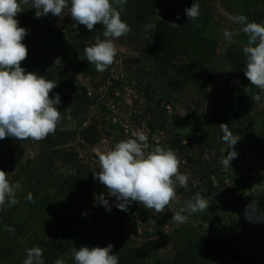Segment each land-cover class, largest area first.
<instances>
[{"label": "rangeland", "instance_id": "1", "mask_svg": "<svg viewBox=\"0 0 264 264\" xmlns=\"http://www.w3.org/2000/svg\"><path fill=\"white\" fill-rule=\"evenodd\" d=\"M134 1H148L150 4L145 6V15L135 11L127 12V17L123 20L131 26V30L114 41L118 54L115 62L105 72L97 73L95 66L89 64L84 55V48L94 44L97 36L104 39V29L100 23L94 26L93 31L88 30V36L79 44L76 42L69 45L78 55L59 51L56 54L49 53V58L56 61L52 71L62 79L73 81L72 91L78 92L85 99L81 108L76 106L75 120L81 126H91L87 134L94 133L98 140L93 136L90 140L97 143L87 147L80 138L76 139V143L73 142L74 139H69L64 146L59 147L77 150V159L82 160L81 164L87 163L81 167L84 169L88 166V172L87 169L80 173L79 168L64 169L56 162L55 168L59 171L56 170L55 174L48 173L46 178L56 176L64 183L68 174L73 176L75 173L80 177L86 174L93 182L90 187H82L81 191L92 199L104 193L111 210L106 211L104 206L96 202L102 217L111 220V224L129 227L135 241L141 246L145 244L146 247L142 249L148 256L152 254L153 245L164 246L167 241L175 246L189 245L194 257L204 255V258L201 257L202 262H211L209 264H264V222L253 223L245 219V206L250 201H258L259 209L264 210V92L249 84L252 96L259 93L260 101L254 102L251 96L247 97L243 107L238 104L235 106L236 85L241 82L238 75L231 76L218 63L214 65L202 59L187 44H177L171 51V46L161 37L160 23L166 20L165 11L170 10V0ZM193 2L194 0H177L176 13L182 17L185 9ZM196 2L200 7L201 4L204 5L201 13L206 16H212L211 12L213 15H220H214L218 18L215 21L217 42L213 49L211 46L205 48L208 54L215 48L219 49L218 41L222 45L227 42L224 37L220 38L219 33L230 28L228 24L232 21L229 23L228 19L225 28L227 17L222 13L223 10L235 14L246 13L247 16L250 15L248 18L251 21H264V11L260 8H264V0L237 2L239 6L235 11L234 0ZM66 55L73 59L64 58ZM193 61L197 63V68L201 66L206 69L199 70V74L204 76V82L185 85L184 91L175 67L184 65L190 69ZM84 71H87V76L83 74ZM74 94L76 93H69V97ZM224 98L231 100L230 108L234 111H230L233 116L228 113L226 106H219L218 102ZM61 107L65 109L64 106ZM221 123L228 124L233 134L240 136L234 146L238 157L231 161V168H225L220 163L221 154H227V145L222 140ZM136 131H144L148 135L149 150L156 145L177 150L181 157L179 171L189 175L187 187L177 186L176 199L161 213L146 209L139 202L130 204L127 211L119 210L115 206L116 198L107 196L105 186L93 178V173L100 171V165L98 157L92 151L96 154L106 152L116 142L134 138L133 133ZM8 145L14 151L6 160L11 164V169L5 172L8 173L10 182L19 181L22 188H25L32 180L29 169L32 170L31 165L36 166L40 162L45 147L31 139L9 138L0 140V151L3 152ZM39 184L41 183L32 185ZM44 184L47 190L51 189L47 182ZM210 184L211 190L208 188ZM23 190L25 196H18L20 202L16 208L14 206L5 212L0 211L6 216L12 211L18 216L20 214L19 222L24 227L20 230L25 233L22 240H15L19 243L23 242L25 236H30L33 226L41 221L40 215L29 218V213L37 209V206L42 210L48 203L44 199L49 198L37 196L34 189L30 188L28 193L32 194L33 202H29L27 190ZM197 192L210 201L208 210L192 214L187 223L174 222L173 214ZM50 217H53L52 214ZM50 217L44 224L50 221ZM114 218L120 222L114 223ZM101 223L103 226L102 221L96 220L94 226L100 227ZM11 228L14 229L13 224ZM27 229L29 230L26 231Z\"/></svg>", "mask_w": 264, "mask_h": 264}, {"label": "clouds", "instance_id": "2", "mask_svg": "<svg viewBox=\"0 0 264 264\" xmlns=\"http://www.w3.org/2000/svg\"><path fill=\"white\" fill-rule=\"evenodd\" d=\"M29 3L35 9L36 18L49 14L61 17L64 10L69 9L74 27L84 25L93 31L96 24L103 25L104 39L97 36L94 44L84 48L86 61L94 65L97 72H105L115 62L118 49L114 41L131 30L121 18L127 0H0V140L11 137L42 141L56 132L63 118L57 107L62 102L60 95L49 96L57 87V81L21 67L28 54L22 43L28 30L18 26L14 17L24 10L22 4ZM185 14L188 20L199 18L200 5L196 0L185 9ZM229 19L240 25V31L248 37L242 48L244 75L252 87L264 92V21H251L244 14L232 15ZM168 25L171 28L180 26L175 21ZM237 34L228 29L223 32L229 44L234 42L233 37ZM250 90L245 88V91ZM251 99L259 102L261 96L257 93ZM220 128L222 140L227 145V154H221L220 163L231 168V161L238 157L234 146L240 136L234 135L228 124L221 123ZM133 137L122 139L99 154L100 171L93 173V178L105 186L107 196L116 198L115 206L119 210L127 211L130 204L139 202L146 209L164 212L176 199L177 186L187 187L189 175L179 171L181 157L177 150L160 145L149 150L148 135L144 131L134 132ZM22 187L19 181L10 182L8 173L0 170V211L6 205L19 202L17 194ZM27 200L33 202L31 193H28ZM95 200L106 211L111 210L104 193L97 195ZM209 206L210 201L197 192L184 202L172 219L178 224L187 223L189 216L208 210ZM245 219L253 223L264 222V210L259 209L258 201H250L245 206ZM6 230L14 231L10 226ZM112 249L111 243L104 247H72L70 259L72 264H119V257ZM25 252L22 264H45L41 247L33 246ZM55 264L66 262L58 258Z\"/></svg>", "mask_w": 264, "mask_h": 264}, {"label": "crops", "instance_id": "3", "mask_svg": "<svg viewBox=\"0 0 264 264\" xmlns=\"http://www.w3.org/2000/svg\"><path fill=\"white\" fill-rule=\"evenodd\" d=\"M176 1L177 0L169 1L170 10L165 11L166 20L162 22V24L160 23L161 37L166 40L165 43L168 46H171V51H173L174 46H177V44H187V46H191L194 52H197L196 54L201 56L202 59L212 64L214 63V65L218 63L219 67L226 69L231 76L236 77L238 75L241 82H238L236 85L237 92L234 94L235 106L238 104V106L243 107L247 97L252 96L250 91H245V88L248 87L250 83L244 75L245 58L242 54V48L247 43L248 37L240 31V25H233L232 22L230 23L231 20L229 17L233 12L229 13L225 10L222 11L227 17L225 20V28L229 19L230 25L228 24V26L231 27L227 29L238 33L233 37L234 42L231 44L225 42V44L223 43L222 45L221 41H218L219 49L215 48L211 54H208L205 48L211 46V49H213L216 47L215 21L216 19L218 20V18L214 15L218 16V14L216 13L213 15L211 12L212 16L210 14L206 16L201 13L203 12L202 8L204 6V1H202L203 4H201L200 7L201 14L198 19L188 20L186 14L177 18L176 10L178 6L176 7ZM240 1L244 0H234L236 3L233 6L234 11L239 6L237 2ZM149 4L148 1L135 2L134 0H127V4L124 6L125 11L122 13L121 18L126 19L127 12L131 11L145 15V6ZM21 6L24 10L14 17L18 20V26L28 30L27 35L22 40V43L27 47L28 54L26 59L21 62V67L25 68L26 71H33L38 75H43L46 79L57 81V87L49 93V96L51 98L55 93L60 95L62 102L57 107L61 111L63 118L59 122L54 134H50L42 141H34V143L45 147L44 154L40 162L36 163V166L31 165L32 180L30 184L27 183V187L22 188L17 194V196L23 197L25 196L23 189L27 190L28 193L29 189L33 188L37 196H49V198L44 199L48 203L42 210L39 209L40 206H37V209L32 211V213H35H29L28 215L29 218L36 214L40 215L42 217V219L39 217L41 220V227L39 228L40 222L38 225L35 224L30 236H25L22 243H19V241L15 242V240H22V235L24 236L25 233L24 230H20L21 227L24 228L23 224L19 222L20 214L18 216L12 211L10 215L6 216L0 212V249H2V253H0V264H22V260L26 255L25 250L33 246H39L43 249L45 264H55L58 258L64 259L66 264H72L70 259L72 247L79 248L84 245L89 248L93 246L104 247L108 243L113 245L112 251L119 257V264L211 263L202 262L204 255H196V257H194L193 254L190 253L189 245L183 244L181 246H175L174 243H168L167 241L164 242V246H160V244V247L153 245L152 254L148 256V254L144 252V249H142L146 247L144 246L145 244L141 246V244L135 241V237H132L129 227L126 228L124 225L117 226L111 224V220L102 217L99 205L96 204L97 201L88 197L86 193L81 191L83 190L82 187H90L93 182L86 174H84L85 178L77 176L78 174L74 172L73 176L68 174L65 176L64 183H61L63 181H59V177L55 175V178H46L48 173L55 174L56 170L59 171L55 168L56 162L60 163L64 169L74 168L77 170V168H79L78 173L83 172L85 169H87L88 172V166L82 169L81 165L87 163H80L81 159L78 160L76 156L78 153L77 150L74 148L67 147L64 149L59 147L64 146L66 143L65 141L69 139H74L73 142L76 143V139L80 138V141L87 147H92V145L97 143L96 141L92 142V140H90L93 136L98 140V137L94 133L87 134L91 126H81V124L75 120L76 106L78 105L81 108L85 99L80 94L78 95V92L72 91L73 88L71 87L74 85L73 81H67L65 78L62 79L61 76H58L52 71L54 66H56V61H52L49 58V53L53 54L54 52L56 54V51L78 55V52L75 53L69 45L76 42L79 44L80 41L88 36V30L84 25H77L74 27L75 22L71 19L69 9H65L61 17L49 14L36 18L34 15L35 9L30 7V3L22 4ZM133 7L136 8L132 10ZM229 8H231V3L229 4ZM260 8L264 11L263 7ZM233 14L236 15L235 13ZM244 15L247 16L246 13ZM218 17H220V15ZM247 17H250V15ZM170 21H175L180 26L171 28L168 25ZM223 32L224 31L219 33L220 38L224 37L222 35ZM69 56L66 55L64 58L72 60L73 58ZM163 57L165 56L163 55ZM80 67L84 69L82 66ZM200 68L206 71V69H203L201 66L197 68V63L195 61H193L190 69L184 65L175 67L182 90H186L184 88L185 85H192V83L195 85V83L204 82V76L199 74ZM193 71L196 73H193ZM83 74H86L85 76L88 75L87 71H84ZM191 90L195 91L197 88L195 87V90ZM69 93L76 94L69 97ZM218 103L221 107L226 106L228 113L233 116L232 111L234 110L230 108V99L224 98ZM61 105L64 106L65 109H62ZM230 109L232 111H230ZM9 138L11 137L5 139ZM4 149L3 152L0 151V170L6 171L7 169H11V164L7 163L6 160L9 158L8 156L11 157L14 150L9 148V145ZM92 152L95 153L96 157L99 156V153L96 154L95 151ZM11 174L12 172L9 175L11 176ZM8 179H10L9 176ZM38 182L41 184L32 185ZM46 182L51 186L50 190H47L44 184ZM62 188H64L65 191L62 192ZM36 203H38V200ZM14 206L16 208L18 203L12 206L7 205L2 211L5 212L7 209L13 208ZM50 214H52L53 217H50ZM48 217H50V221L47 220L48 222L44 224V221H46ZM2 219L5 221H2ZM87 220H90V222ZM96 220L102 221L103 226L102 223L100 227L94 226ZM113 221L114 223L120 222L116 218H114ZM12 224L14 226V231H7L6 229L9 226L12 227ZM110 225L112 229L109 230ZM28 230L29 229L26 231ZM154 253H156V255ZM216 264H218V262Z\"/></svg>", "mask_w": 264, "mask_h": 264}, {"label": "trees", "instance_id": "4", "mask_svg": "<svg viewBox=\"0 0 264 264\" xmlns=\"http://www.w3.org/2000/svg\"><path fill=\"white\" fill-rule=\"evenodd\" d=\"M29 172L31 173V170L29 169ZM208 188H209V190H211L212 189V185L210 184L209 186H208Z\"/></svg>", "mask_w": 264, "mask_h": 264}]
</instances>
